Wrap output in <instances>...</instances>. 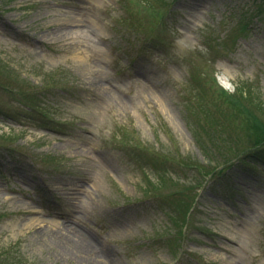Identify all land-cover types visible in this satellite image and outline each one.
<instances>
[{"label":"rangeland","instance_id":"1","mask_svg":"<svg viewBox=\"0 0 264 264\" xmlns=\"http://www.w3.org/2000/svg\"><path fill=\"white\" fill-rule=\"evenodd\" d=\"M0 253L264 264V0H0Z\"/></svg>","mask_w":264,"mask_h":264},{"label":"bare ground","instance_id":"2","mask_svg":"<svg viewBox=\"0 0 264 264\" xmlns=\"http://www.w3.org/2000/svg\"><path fill=\"white\" fill-rule=\"evenodd\" d=\"M65 237L67 241L73 242L77 249H81L88 253H92L94 249L100 247L97 240L91 238L87 233L77 229L76 227L68 228Z\"/></svg>","mask_w":264,"mask_h":264},{"label":"trees","instance_id":"3","mask_svg":"<svg viewBox=\"0 0 264 264\" xmlns=\"http://www.w3.org/2000/svg\"><path fill=\"white\" fill-rule=\"evenodd\" d=\"M245 97H246V95H245ZM249 97V96H248ZM250 100H253V99H250ZM244 104V103H243ZM246 151H248V150H246ZM5 255L6 254H2V253H0V264H2L4 261H6L5 259H6V257H5Z\"/></svg>","mask_w":264,"mask_h":264}]
</instances>
